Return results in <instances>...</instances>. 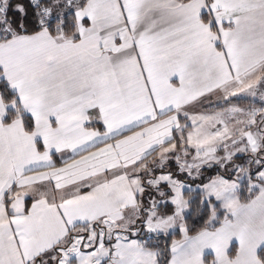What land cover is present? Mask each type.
Returning a JSON list of instances; mask_svg holds the SVG:
<instances>
[{"label": "snow or ice", "instance_id": "snow-or-ice-1", "mask_svg": "<svg viewBox=\"0 0 264 264\" xmlns=\"http://www.w3.org/2000/svg\"><path fill=\"white\" fill-rule=\"evenodd\" d=\"M236 3L0 0V264H264V0Z\"/></svg>", "mask_w": 264, "mask_h": 264}, {"label": "crops", "instance_id": "crops-1", "mask_svg": "<svg viewBox=\"0 0 264 264\" xmlns=\"http://www.w3.org/2000/svg\"><path fill=\"white\" fill-rule=\"evenodd\" d=\"M189 2L191 4L197 5V6L194 8H190L185 13H183L185 21H186L185 28H187L189 30H191V29L199 30L201 28V25H202V21L200 20V17H199V5L203 4V0H191ZM250 2H251V0H237L236 5L231 10L232 11H238L240 15H255V14H257L258 10L254 9V8H250L249 7ZM203 28L206 29V25H203ZM110 42L111 41L109 39V43ZM165 63H167V61H156L154 66H153V71L154 72L160 71V69L164 66ZM97 71L101 76L105 75V71H104V68L102 65L98 66ZM116 73L117 74L112 78V86L115 87L117 92H121V91L127 92L130 87L143 89V84H144L143 79H140L139 83H137V80H136L137 76H139V73H140L139 66L135 65L134 63H123L121 67L117 68ZM254 83L255 82H253V81L249 82L250 85H252ZM245 90H246V88H245ZM100 94L105 95L106 93L104 91H101ZM218 96H219V94H217L216 97L210 98L212 103L217 102ZM78 99H79V95L74 94L72 97V100L70 102H75ZM95 102L98 103L99 100H96ZM22 103H27V101L26 100L22 101ZM4 107H7V106H5L2 101H0V117H2L4 115V112H3ZM240 107L248 108V107H250V105L241 104ZM217 115H219V113H217ZM37 119H38V126L33 130V132L31 134L23 133V131L21 130L22 134L25 136L40 134V135H44L45 138L50 137L55 130L51 129L50 127H44L43 126L44 124H47L46 117H41V116H39V114H37ZM41 121H43V124H41ZM13 123H14V125H19V118L14 119ZM161 123H164V122L162 121ZM240 127H241L240 124L232 125L233 129L240 128ZM152 134L155 135V131H153ZM13 135H15V134L13 133ZM235 138L239 139L238 136ZM206 139L208 140L209 143L212 142L211 137H207ZM136 145H137V141L135 139H133V140L129 141L128 145L125 148L121 149V151L131 152L136 148ZM153 159L155 160L156 157L154 156ZM114 162H115V154H112L110 157L106 158L105 161L98 163L97 167L100 168L105 163L112 164ZM86 168H87L86 164H81L80 167L73 173L74 177L79 178L81 175L88 174L85 171ZM228 239H229V237L227 235H224V236L218 238L216 243L218 245L219 244L226 245L228 242Z\"/></svg>", "mask_w": 264, "mask_h": 264}, {"label": "trees", "instance_id": "trees-1", "mask_svg": "<svg viewBox=\"0 0 264 264\" xmlns=\"http://www.w3.org/2000/svg\"><path fill=\"white\" fill-rule=\"evenodd\" d=\"M189 1H191V0H189ZM70 39H71V37H69ZM14 103V102H13ZM3 104L5 105V106H7L4 102H3ZM17 111L19 112V109H17ZM17 118H19V116H17L15 119H17Z\"/></svg>", "mask_w": 264, "mask_h": 264}, {"label": "rangeland", "instance_id": "rangeland-1", "mask_svg": "<svg viewBox=\"0 0 264 264\" xmlns=\"http://www.w3.org/2000/svg\"><path fill=\"white\" fill-rule=\"evenodd\" d=\"M246 105H249V104H246ZM250 107H255V108H258L259 105H250Z\"/></svg>", "mask_w": 264, "mask_h": 264}]
</instances>
